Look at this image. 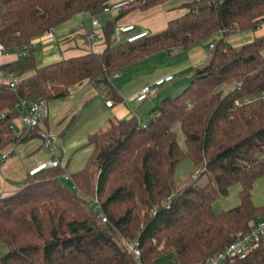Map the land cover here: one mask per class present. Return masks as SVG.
Masks as SVG:
<instances>
[{
    "label": "trees",
    "instance_id": "trees-1",
    "mask_svg": "<svg viewBox=\"0 0 264 264\" xmlns=\"http://www.w3.org/2000/svg\"><path fill=\"white\" fill-rule=\"evenodd\" d=\"M166 0L128 2L101 26L100 53L37 66L32 50L12 64L19 79L13 89L0 86V151L32 136L10 129L17 101L49 103L69 89L89 82L118 102L110 77L158 52L187 49L218 35L206 62L193 70L190 83L173 97L161 99L145 123L132 117L110 121L87 138L91 149L85 166L71 174L75 191L62 185L55 168L29 177L26 186L0 199V264H154L172 256L175 264H206L237 233L264 220V203L253 206V184L264 176V104H240L264 91V37L236 48L223 38L252 31L264 20V0H192L187 12L154 34L131 43L110 44L116 20ZM111 0H0V45L8 52L28 46L46 30L74 15L100 14ZM226 88V90L224 89ZM178 126L184 148L173 131ZM187 159L202 186L175 192L173 173ZM238 186V204L214 213L212 204ZM105 217L100 222L89 200ZM167 205V208H166ZM137 242L135 260L126 244ZM227 264H264V242L245 258Z\"/></svg>",
    "mask_w": 264,
    "mask_h": 264
},
{
    "label": "crops",
    "instance_id": "crops-1",
    "mask_svg": "<svg viewBox=\"0 0 264 264\" xmlns=\"http://www.w3.org/2000/svg\"><path fill=\"white\" fill-rule=\"evenodd\" d=\"M131 1L111 0V3ZM191 2L192 0H166L145 11H131L116 20V25H132L136 31L146 30L149 34L158 33L165 28L169 21L184 15ZM108 17L105 21L111 18ZM100 25L103 24L100 23ZM89 30L90 15L81 13L56 27L53 40L45 41L40 39L41 36L34 39L30 43L29 50H32L31 55L35 63L37 64L36 59H38L40 66H45L61 59L81 56L88 51L100 53L105 47L102 40L98 42L103 45L102 47L95 46L96 44L88 47L84 40V36ZM218 37L220 36L216 35L211 39L216 40ZM260 37H264V20L252 31L230 34L223 40L229 47L236 48ZM209 43L211 42L207 40L187 49L158 52L112 75L109 83L119 97L118 102L105 96L102 88H95L89 82H82L70 88L69 94L65 98L46 103L45 114L38 127L33 131L34 136L20 144H9L0 151V156L7 155L4 160L0 159V199L13 195L26 186L29 181L27 172L52 159L49 153L42 148L38 137L39 132L47 131L57 137V141L50 150L53 151L54 158L58 162L57 169L61 171L60 177H63L64 181L71 182L69 176L83 169L90 155L91 149L86 146L87 138L96 131L106 128L110 121L122 122L134 117L139 122L145 123L151 119L154 116V109L159 103H157L159 98L163 99L164 96L168 97L170 94L175 96L190 83L193 70L202 66L207 60ZM20 53V49H18L0 56V86H7L11 80L17 83L33 75V70H30L19 79H14L8 73L9 67L26 54V52ZM163 55H167L170 59L169 65L160 67L158 62L154 61L144 68L143 63H146L148 59H156ZM261 55L264 59V50ZM165 75H172L173 79L164 84L168 86L163 93L155 92L151 96V90L142 102H126L142 86L151 84ZM175 79L177 82L173 84ZM106 101L112 103L109 108L104 105ZM17 114V117L10 122L14 136H18L23 130L20 113L17 112ZM238 190L236 185L229 188L227 196L218 201L221 207L219 212L237 206ZM255 196H257V201L254 200ZM251 202L255 207L263 205L264 176L253 184ZM213 212L215 213L214 210ZM1 247L0 244V249H2ZM165 257L175 264L171 255ZM168 261L163 264H171ZM154 264L162 263L155 261Z\"/></svg>",
    "mask_w": 264,
    "mask_h": 264
},
{
    "label": "built area",
    "instance_id": "built-area-1",
    "mask_svg": "<svg viewBox=\"0 0 264 264\" xmlns=\"http://www.w3.org/2000/svg\"><path fill=\"white\" fill-rule=\"evenodd\" d=\"M139 2L143 3L144 0H139ZM127 2H119L113 3L105 6L100 14L109 15L113 17V15L117 14L122 8L126 7ZM96 14L90 16V30L85 34V42L88 47L96 44L102 37L101 35V25L96 19ZM149 35V32L146 30H134L132 25L115 27L113 29V36L118 39L122 38V42L131 43L141 38H144ZM55 38V32L53 29L46 30L40 37V39L45 41H50ZM120 43V42H119ZM212 42L208 45V50H210L212 46ZM31 45H28L30 47ZM27 46H22L20 48V54L27 51ZM9 52L0 45V56L6 55ZM19 54V55H20ZM173 79L172 75H165L161 78H158L153 83L142 86L139 91L128 98L126 102H142L144 101L152 88L160 87L164 84L171 82ZM15 84L14 80L8 84L10 89H13ZM261 102L264 104V91L260 92L250 98L243 99L241 103L236 102L235 105L239 106L240 104H249L254 102ZM104 105L109 108L112 103L110 101H106ZM13 110L15 112L20 113V123L22 127L27 131H32L38 127L41 122L42 117L46 111V103L44 101L36 102V103H27L25 101L19 100L15 103ZM3 118V115L0 114V119ZM12 130V128L10 127ZM39 140L41 142L42 148L49 153L52 159L43 162L36 166L35 168L29 170L27 175L32 177L36 175L38 172L55 168L58 166L57 160L54 158L53 151L50 150L51 146L57 141V137L48 133L47 131H41L38 133ZM7 155H1L0 159L4 160ZM198 178V172H194V174L190 177L191 183H194ZM65 179L67 177L65 176ZM89 207H92L96 213L97 219L104 223L106 221L103 216L99 204L95 199L89 200ZM167 208V205H166ZM264 242V220H259L252 225H250L248 231L237 233L235 239L232 243H230L223 251L211 256L207 259L206 264H227L231 263L235 260H241L245 258L254 248H256L260 243ZM127 250L132 254L135 260L139 258V250L137 248V242L133 241L132 243L126 244Z\"/></svg>",
    "mask_w": 264,
    "mask_h": 264
},
{
    "label": "rangeland",
    "instance_id": "rangeland-1",
    "mask_svg": "<svg viewBox=\"0 0 264 264\" xmlns=\"http://www.w3.org/2000/svg\"><path fill=\"white\" fill-rule=\"evenodd\" d=\"M119 3V2H118ZM128 3V2H127ZM110 4H113V3H110ZM117 14L113 15L116 16ZM109 15H103V14H98L96 16V19L99 21V23L103 24L105 19L109 18L108 17ZM115 27H122V26H117L116 23L114 25V28ZM102 35V33H101ZM102 37V36H101ZM122 38H118L116 39L114 36H112L111 40H110V44L113 45V44H117L119 42H122ZM84 40H85V36H84ZM102 38L99 40L101 41ZM98 41V42H99ZM209 42H212L213 39H208ZM96 43L95 46H99V47H102L103 45H101L100 43ZM102 43H103V40H102ZM104 44V43H103ZM28 47V46H27ZM95 48V47H94ZM30 49V47L27 48V51ZM76 51V49H73ZM80 51L81 53H84L83 51L81 50H78ZM62 60V59H61ZM59 61V60H58ZM154 61H157L158 62V65L161 67V65H169V61L170 59H168V56L167 55H163V57H157L156 59H148V61H146V63H143L144 65V68L145 66H148V64L151 62H154ZM36 62H37V66H40L39 64V61L38 59H36ZM158 70V69H157ZM141 74V73H140ZM143 74V73H142ZM177 82V79H175V81L173 82L176 83ZM168 85H164L162 87H158V88H152V92L150 93L151 96L154 95L155 92H162L164 91V89L167 87ZM226 90V88H224ZM174 94H170V96L168 97H173ZM166 97V96H164ZM163 98V97H162ZM161 98H159L160 100ZM159 100L157 101V103L159 102ZM135 105V104H134ZM173 131L175 133V136H176V141L177 143L179 144L181 150H183L184 148V145H183V136L178 128V126L176 125L174 128H173ZM194 167L193 165L187 160V159H184L183 161H181L177 167L175 168L174 170V173H173V187H174V191L175 192H178L180 191L183 187L189 185V184H194L196 186H202L204 183H206V176L203 174V175H200L198 176L197 180L194 182V183H191L190 181V177L194 174ZM59 182L64 185L65 187H67L68 189L70 190H73L75 191V189L72 187V184L70 181H64V178L63 177H59L58 178ZM220 200V199H219ZM219 200L215 201L212 205V209L215 211V213H218L220 210H221V207L219 205ZM255 201H257V196H255ZM2 249H0V255H2L5 251L3 247H1ZM167 260H169L168 262L173 264L170 259H168L167 257H161L159 259H157L156 261H159L160 263H165Z\"/></svg>",
    "mask_w": 264,
    "mask_h": 264
}]
</instances>
